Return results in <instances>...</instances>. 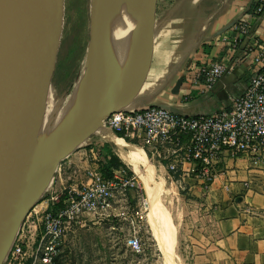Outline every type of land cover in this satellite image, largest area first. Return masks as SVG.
Here are the masks:
<instances>
[{"label":"built area","instance_id":"2783aa9c","mask_svg":"<svg viewBox=\"0 0 264 264\" xmlns=\"http://www.w3.org/2000/svg\"><path fill=\"white\" fill-rule=\"evenodd\" d=\"M263 9L264 0H257L252 14L260 15ZM249 27L248 21L238 20L221 40L232 50L242 49L241 59L250 72L244 91L225 108L195 116L175 114L159 105L118 110L104 120L106 127L141 148L178 184L191 179L207 190L217 175L216 167L227 158L264 164V38L251 36ZM189 66L186 82L200 83L206 91L229 72V67L217 62ZM89 145L94 152L102 149L96 142ZM101 153L104 163L109 156ZM62 171L58 165L50 186L61 180ZM132 192L141 200L142 188L122 167H110L108 176L100 166L84 170L78 185L54 189L47 200L28 211L3 264H53L73 224L88 216H108L117 201ZM128 247L133 253L141 251L138 235L131 237Z\"/></svg>","mask_w":264,"mask_h":264},{"label":"crops","instance_id":"0c3cea01","mask_svg":"<svg viewBox=\"0 0 264 264\" xmlns=\"http://www.w3.org/2000/svg\"><path fill=\"white\" fill-rule=\"evenodd\" d=\"M256 3L257 0H156L147 72L127 111L146 106L144 101L165 91L171 81L161 105L187 116L225 108L244 91L250 72L245 59H241L242 49L232 50L221 40L231 34L238 20L249 22L251 36L264 38V9L260 15L252 14ZM209 62L229 67L211 91L204 90L200 83L186 82L190 64ZM179 80L182 85L173 93ZM84 145L67 156L64 168L78 159L83 161V170L98 166L89 163V158L95 156L92 146ZM81 147L83 151L77 152ZM216 171L207 190L191 179L181 180L195 201L192 221L187 226L191 229L190 264H264V164L227 158Z\"/></svg>","mask_w":264,"mask_h":264},{"label":"water","instance_id":"95a60500","mask_svg":"<svg viewBox=\"0 0 264 264\" xmlns=\"http://www.w3.org/2000/svg\"><path fill=\"white\" fill-rule=\"evenodd\" d=\"M58 1L0 0V264L25 215L49 190L60 162L88 141L97 121L127 111L149 63L156 0L131 9L121 59L109 60L82 101L53 127L42 134L34 128L27 138L28 125L38 119L32 117L41 102L34 99L35 85ZM181 85L177 81L173 93Z\"/></svg>","mask_w":264,"mask_h":264},{"label":"rangeland","instance_id":"374dc122","mask_svg":"<svg viewBox=\"0 0 264 264\" xmlns=\"http://www.w3.org/2000/svg\"><path fill=\"white\" fill-rule=\"evenodd\" d=\"M90 1H58L49 23L35 85L34 99L41 102L32 117L38 116V119L28 125L27 138L34 128L39 129L41 134L56 118L60 110L72 98L77 83L83 76V83L86 87L91 86V90L95 87L94 80L97 75L93 72L82 74L91 39ZM109 60L113 62L111 58ZM171 84L172 81L167 85L166 92ZM165 91H160L156 97L145 100V105H161ZM93 142L103 148L106 147L116 156L110 144L100 141L92 134L84 146ZM126 142L133 144L129 141ZM82 149L84 148H79L77 152L83 151ZM105 151L107 152V150ZM140 151L145 161L150 162L143 151ZM94 154V157L89 158V163L100 166L102 161L96 152ZM81 160H76L77 162L72 163L68 168H64L63 165L66 160L60 162L59 165L63 167L61 180L56 179L53 182L38 204L47 200L54 189L75 187L80 183L84 173ZM150 164L155 170L153 181L156 182L153 183L161 195L160 200L162 199V204L170 212L173 262L190 264L189 236L191 229L187 226L189 220L192 221L191 213L194 211L192 205L195 204V201L187 194L184 186L168 177L161 166L153 162ZM120 167L133 175L142 188L137 174L124 164ZM147 199V195L142 189L141 200L134 192L127 194L123 199L117 201L114 210L108 216H88L80 219L68 231L53 264H163L162 255L154 242L152 231L149 230L151 228L147 217L149 214ZM135 235L140 238L141 251L138 253L131 252L128 247L129 240Z\"/></svg>","mask_w":264,"mask_h":264},{"label":"bare ground","instance_id":"6f19581e","mask_svg":"<svg viewBox=\"0 0 264 264\" xmlns=\"http://www.w3.org/2000/svg\"><path fill=\"white\" fill-rule=\"evenodd\" d=\"M146 6L147 0L90 1L91 39L82 74L93 72L98 75L106 66H110L109 58L113 60L114 64L121 59L129 33L130 11L132 8L140 10ZM83 81L84 76L77 83L75 93L68 101V104L60 110L56 118L42 133L62 120L86 96L88 89ZM104 126V122L97 121L91 133L92 136L110 144L119 160L138 175L142 183V189L147 195V201H149V204L147 203L149 205L147 217L151 228L149 230L152 231L154 242H156L158 250L162 255L163 264H174L170 212L162 204V199L160 200L161 195L155 187L154 183L156 181H153V176L155 177L154 167L150 162L145 161L143 154L136 146L126 143L122 138L115 136L109 128ZM42 206L43 204L39 205L38 208Z\"/></svg>","mask_w":264,"mask_h":264},{"label":"trees","instance_id":"16d2710c","mask_svg":"<svg viewBox=\"0 0 264 264\" xmlns=\"http://www.w3.org/2000/svg\"><path fill=\"white\" fill-rule=\"evenodd\" d=\"M117 137L121 138L122 136L120 134H116ZM127 141V140H126ZM125 141V142H126ZM106 148V147H105ZM102 147L101 150H98L96 151L97 155L99 157L102 156V153L103 152L104 154L108 155L109 156V160H106L104 163H102L100 165V170H102L104 172V176H108V169L110 167H115V168H118L120 166H123V164L121 163V161L118 159L117 156H115L113 153H111L107 148L105 149ZM107 150V152L105 150ZM105 155V156H106ZM122 164V165H121ZM56 261V259L54 260V262ZM53 262V263H54Z\"/></svg>","mask_w":264,"mask_h":264}]
</instances>
